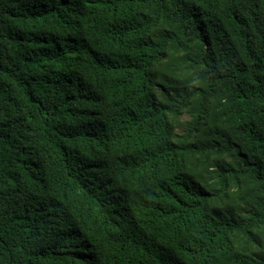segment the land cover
<instances>
[{
	"label": "trees",
	"instance_id": "1",
	"mask_svg": "<svg viewBox=\"0 0 264 264\" xmlns=\"http://www.w3.org/2000/svg\"><path fill=\"white\" fill-rule=\"evenodd\" d=\"M0 264H264V0H0Z\"/></svg>",
	"mask_w": 264,
	"mask_h": 264
}]
</instances>
